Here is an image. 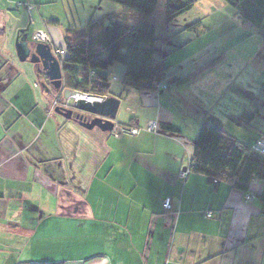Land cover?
Returning <instances> with one entry per match:
<instances>
[{"label":"crops","instance_id":"obj_1","mask_svg":"<svg viewBox=\"0 0 264 264\" xmlns=\"http://www.w3.org/2000/svg\"><path fill=\"white\" fill-rule=\"evenodd\" d=\"M103 3L0 0V264H264V184L253 182L246 202L229 184L181 177L205 122L248 146L264 137V22L244 23L224 0H195L158 23L154 61L169 66L165 89H126V67L112 66L103 97L129 103L131 118L117 125L141 130L115 135L57 114L63 94L41 86L16 51L18 36L42 32L63 67L66 32L114 16ZM110 20L139 17L98 25L93 44ZM41 82L50 88L45 75ZM244 112L255 117L237 123ZM150 122L157 134L146 131Z\"/></svg>","mask_w":264,"mask_h":264},{"label":"trees","instance_id":"obj_2","mask_svg":"<svg viewBox=\"0 0 264 264\" xmlns=\"http://www.w3.org/2000/svg\"><path fill=\"white\" fill-rule=\"evenodd\" d=\"M137 14L134 25L110 20L102 31L100 45L91 32L112 19L90 21L85 31L68 30L65 35L68 58L63 62L64 88L84 94L106 96L110 90L109 69L126 67L125 88L137 92L161 91L169 70L165 62L154 61L156 25L169 24L195 6V0H109ZM244 23L260 28L264 22V0H224ZM56 23V22H52ZM198 24L190 26L194 29ZM255 113L244 112L237 123L249 124ZM165 130L179 132L174 126ZM255 145V144H254ZM253 145V146H254ZM224 134L218 123L205 122L194 144L188 173L207 177L208 183H222L249 193L255 181L264 184V154ZM215 181H218L216 184ZM258 199L264 204V190Z\"/></svg>","mask_w":264,"mask_h":264},{"label":"water","instance_id":"obj_3","mask_svg":"<svg viewBox=\"0 0 264 264\" xmlns=\"http://www.w3.org/2000/svg\"><path fill=\"white\" fill-rule=\"evenodd\" d=\"M16 51L20 62L34 66L37 80L41 86L56 94H63V99L73 101L71 109L56 107L55 112L67 120H74L88 130L99 128L102 132L112 133L116 126L121 100L115 97L90 95L94 100H78L79 92L64 88V71L60 59L54 54L49 42L29 40L26 35L17 38ZM49 80V86L41 82V76Z\"/></svg>","mask_w":264,"mask_h":264},{"label":"built area","instance_id":"obj_4","mask_svg":"<svg viewBox=\"0 0 264 264\" xmlns=\"http://www.w3.org/2000/svg\"><path fill=\"white\" fill-rule=\"evenodd\" d=\"M35 41L38 42H46L47 40L45 39V36L42 32H39L38 34H36ZM60 51H56L54 54L58 57L60 55ZM59 58V57H58ZM160 89H165V84H161L159 85ZM72 100L71 101H67V100H62V102H58L56 101L54 103V107H61L64 109H71L72 108ZM140 129L137 128H132V127H122V126H118L116 124L114 131L112 132V134L115 135H138L140 133ZM146 131L150 132V133H155L157 134L159 131V124L157 122H150L146 128ZM253 150H255L256 152H259L261 154H264V137L260 138L255 145L253 146ZM188 175L187 170H182L181 171V177L182 178H186ZM215 183L217 184L218 181H215ZM254 196L251 195L250 193H245V200L246 202H253L254 200ZM164 208L169 211L172 209V204L170 200H167L164 203ZM209 216H211V214H209Z\"/></svg>","mask_w":264,"mask_h":264},{"label":"rangeland","instance_id":"obj_5","mask_svg":"<svg viewBox=\"0 0 264 264\" xmlns=\"http://www.w3.org/2000/svg\"><path fill=\"white\" fill-rule=\"evenodd\" d=\"M105 1V3H107V4H110V6H106L104 3H103V5L101 6V11L103 12V11H105L106 9V12L107 13H109V14H113L114 16H112V18H114V19H116V20H121V19H123V17H124V14H127V15H134L135 13L134 12H132V11H130V10H128V9H126V8H124V7H122V6H120V5H118V4H116V3H114V2H112V1H109V0H104ZM197 1H202V0H197ZM60 13H61V9H60ZM62 15H63V19H65V24L67 23L66 22V20L68 19V20H70V21H68V23L70 22H72L71 23V25L72 26H75L74 25V22H73V18H74V16H72L69 12H67V16H65V14L64 13H62ZM137 14H135V16H136ZM77 16H75V18H76ZM107 23H109V22H107ZM67 25V24H66ZM32 32H30V34L31 33H34L33 31H35V28H33L32 30H31ZM32 35V34H31ZM32 65V64H31ZM74 102L72 101V104H73ZM129 106V103H125L124 104V106L119 110V113H118V115H117V119H116V121H115V123L116 124H118L119 125V123H125L126 121H128L130 118H131V116H130V113L126 110V108ZM150 113H151V111H145V112H143V117L144 118H147L149 115H150Z\"/></svg>","mask_w":264,"mask_h":264},{"label":"bare ground","instance_id":"obj_6","mask_svg":"<svg viewBox=\"0 0 264 264\" xmlns=\"http://www.w3.org/2000/svg\"><path fill=\"white\" fill-rule=\"evenodd\" d=\"M75 98L78 100H94L90 95L88 94H83V93H77L75 95Z\"/></svg>","mask_w":264,"mask_h":264},{"label":"flooded vegetation","instance_id":"obj_7","mask_svg":"<svg viewBox=\"0 0 264 264\" xmlns=\"http://www.w3.org/2000/svg\"><path fill=\"white\" fill-rule=\"evenodd\" d=\"M62 100L64 101V99L63 98H60V96L57 98V100L56 101H58V102H62Z\"/></svg>","mask_w":264,"mask_h":264}]
</instances>
